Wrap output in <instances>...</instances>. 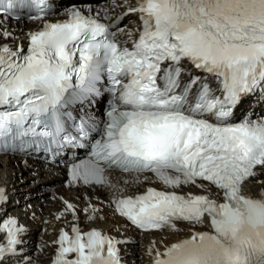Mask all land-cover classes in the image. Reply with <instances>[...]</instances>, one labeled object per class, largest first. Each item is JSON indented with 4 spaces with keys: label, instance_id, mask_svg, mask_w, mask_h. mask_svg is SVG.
<instances>
[{
    "label": "snow or ice",
    "instance_id": "6c2138e0",
    "mask_svg": "<svg viewBox=\"0 0 264 264\" xmlns=\"http://www.w3.org/2000/svg\"><path fill=\"white\" fill-rule=\"evenodd\" d=\"M22 19L39 27L18 35L10 22ZM253 103L264 105V0H0V156L86 153L67 175L87 200L62 201L54 218L70 214L71 233L59 228L50 264H123L129 229L180 223L190 234L163 250L150 241L151 264H264V113L254 118ZM116 170L163 187L125 195ZM189 187L200 191H179ZM100 191L118 218L107 233L80 226L107 218ZM10 202L0 185V264H37Z\"/></svg>",
    "mask_w": 264,
    "mask_h": 264
},
{
    "label": "bare ground",
    "instance_id": "6f19581e",
    "mask_svg": "<svg viewBox=\"0 0 264 264\" xmlns=\"http://www.w3.org/2000/svg\"><path fill=\"white\" fill-rule=\"evenodd\" d=\"M31 238L35 239L34 233H32ZM44 238H48L47 242L49 241V236L44 235ZM41 245H44V242H42ZM29 247L32 248V246H29ZM50 250H51V248L49 247L48 249H46V250H44L42 252L36 253L37 264H42V262H44L46 260ZM134 252H135V247H131L129 254L133 255Z\"/></svg>",
    "mask_w": 264,
    "mask_h": 264
}]
</instances>
